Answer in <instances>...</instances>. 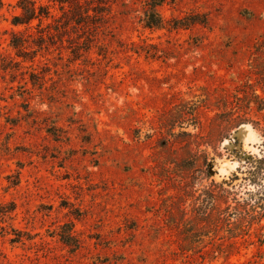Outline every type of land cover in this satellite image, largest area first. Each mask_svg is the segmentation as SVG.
<instances>
[{
	"label": "rangeland",
	"instance_id": "1",
	"mask_svg": "<svg viewBox=\"0 0 264 264\" xmlns=\"http://www.w3.org/2000/svg\"><path fill=\"white\" fill-rule=\"evenodd\" d=\"M17 1L0 11V264H264L263 211L208 190L264 134V0H165L164 29L143 28L144 0H93L95 25L44 40L12 26ZM188 15L206 25L170 29Z\"/></svg>",
	"mask_w": 264,
	"mask_h": 264
},
{
	"label": "trees",
	"instance_id": "2",
	"mask_svg": "<svg viewBox=\"0 0 264 264\" xmlns=\"http://www.w3.org/2000/svg\"><path fill=\"white\" fill-rule=\"evenodd\" d=\"M51 2L43 3L42 0H18L16 7L20 13L12 18L11 24L14 27L23 26L25 27V33L34 29L33 22H37L36 28H38V39L44 40L54 36L50 30H54L57 34L62 29H68L72 25V29L76 28L73 26H89L88 24L95 25L94 22H88L90 11L95 14V17L104 16V11H95L92 9L91 3L93 0H71L64 1L58 0L59 12L65 16L64 4L68 3L69 13L71 18L68 23H60L59 20L62 16L58 17L52 11L53 7L49 4ZM54 2V1H53ZM145 6L143 8L142 24L143 28L146 29H164L165 21L159 13V8L165 3V0H144ZM3 2L0 0V11L3 7ZM68 17V15H66ZM56 22L58 25H52L51 22ZM46 22L45 27H42ZM173 24L170 25V29L173 30H186L196 25H206L205 21L199 19L198 15H188L181 19H174ZM89 29V27H88ZM24 32H11V39L9 46L18 52L24 51L28 47V38L32 34H28L25 38L23 37ZM18 56V55H17ZM227 140L225 137L220 136V146ZM220 156L213 155L212 157H204L202 164L212 167L215 159ZM237 175L229 183H217L211 181L208 188L214 202L225 203L231 201L240 209V207L247 208L251 216H256L260 211L264 214V134L261 135V143L257 146L255 152H248L237 159ZM207 174V173H205ZM260 210V211H258ZM14 211L13 205L4 206L0 204V216H9ZM242 213V212H240ZM238 213V221H241V214ZM70 238H73L70 236Z\"/></svg>",
	"mask_w": 264,
	"mask_h": 264
}]
</instances>
